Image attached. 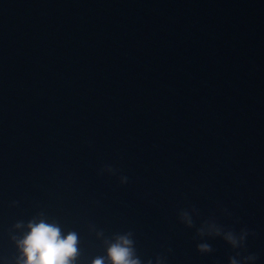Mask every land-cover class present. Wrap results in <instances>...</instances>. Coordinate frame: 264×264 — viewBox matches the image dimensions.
Listing matches in <instances>:
<instances>
[{"label":"water","instance_id":"obj_1","mask_svg":"<svg viewBox=\"0 0 264 264\" xmlns=\"http://www.w3.org/2000/svg\"><path fill=\"white\" fill-rule=\"evenodd\" d=\"M41 212L75 264H264V0H0V264Z\"/></svg>","mask_w":264,"mask_h":264},{"label":"clouds","instance_id":"obj_2","mask_svg":"<svg viewBox=\"0 0 264 264\" xmlns=\"http://www.w3.org/2000/svg\"><path fill=\"white\" fill-rule=\"evenodd\" d=\"M39 215L41 217L39 221L33 218L28 222L29 231L18 241L23 253L21 264H75L79 256L78 233L69 231L64 234L58 223L48 222L43 218V212ZM22 224L23 222L18 223L17 227H21ZM200 234L202 235V232ZM248 235V230L242 229L239 237L234 232H229L225 239L233 248H239L243 247ZM132 236V232H127L117 235L114 242L106 241L109 245L107 258L111 264H142L141 259L136 255ZM197 248L201 253L212 251L211 246L207 243H200ZM255 259L256 256L250 255L244 257L243 260L247 262L255 261ZM92 264H105V258L97 257ZM230 264H239V261L236 258H231Z\"/></svg>","mask_w":264,"mask_h":264}]
</instances>
